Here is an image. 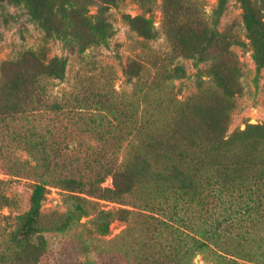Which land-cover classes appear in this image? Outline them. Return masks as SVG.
Listing matches in <instances>:
<instances>
[{"label": "trees", "instance_id": "trees-1", "mask_svg": "<svg viewBox=\"0 0 264 264\" xmlns=\"http://www.w3.org/2000/svg\"><path fill=\"white\" fill-rule=\"evenodd\" d=\"M117 1L0 0V9L4 2L23 4L44 31L45 38L56 36L84 53L91 47L108 45L112 33L107 12ZM226 2L220 1L219 12ZM238 2L243 9L246 38L231 35L225 29L211 28L199 0H163L162 31L169 48L163 55L157 54L161 55L158 72H165L169 81L183 78L186 70L176 64V57L198 56L212 62L210 75L219 80L220 64L223 58L232 56L233 45L248 47L258 67H263L264 0ZM92 6H96L95 13H91ZM181 13L185 17L178 22ZM124 18L145 40L160 34L153 21L144 15L125 14ZM128 66L136 68L140 63L133 59ZM66 67L64 58H48L43 49L25 50L17 59L2 65L0 141L10 135L15 153L7 154L6 159L10 158L11 163H0V167L6 173L27 174L35 180L29 209L20 216L17 240H28L42 229L41 208L49 193L48 186H61L87 196H76L80 203L70 208L64 226L89 214L83 204L97 205L90 198L126 204L139 190L148 195L141 196L134 205L166 214L178 226L170 250L169 242L160 243L159 249L154 250L157 255H138L136 264H195L194 257L210 249L209 240H219L221 232L237 228L243 229L241 240H254L263 251L260 254L238 252V257L264 264V124L248 123L245 128L228 133L234 107L231 100L223 106H203L187 99L176 101L178 114L164 133L144 139L139 146L129 144L122 155L118 154L120 146L84 147L74 143V137L67 140L64 136L66 139L60 140L58 136L64 132L56 124L36 123L46 111L54 113L60 122L63 118L71 119L67 114L74 109L88 108L95 110L99 118L90 117L91 123L87 122L84 128L86 132L80 127L79 133L108 140L107 135L113 132L105 124L110 123L107 115L114 112L116 105L107 93L99 92L70 102L51 91L52 80L65 78ZM198 119L204 126L192 124V120L197 123ZM16 123H21L20 130L14 126ZM8 146L0 145V156L9 151L5 149ZM17 149L25 151L28 157L22 159ZM54 158L58 162H53ZM108 176L113 179L111 187L103 186ZM0 182L4 180L0 178ZM9 203V197L0 191V208ZM128 214L136 212L126 208H99L95 228L100 234H108L113 220L120 218L128 223L126 231L129 232L132 219ZM128 255L130 259L132 254Z\"/></svg>", "mask_w": 264, "mask_h": 264}, {"label": "rangeland", "instance_id": "rangeland-1", "mask_svg": "<svg viewBox=\"0 0 264 264\" xmlns=\"http://www.w3.org/2000/svg\"><path fill=\"white\" fill-rule=\"evenodd\" d=\"M199 1L202 2L201 9L211 28L220 31L225 29L231 35L246 38L243 9L238 0H227L220 12L217 9L221 0ZM95 11L96 6H92L91 13ZM125 14L150 18L160 32L159 36L150 40L143 39L131 29L124 18ZM181 14L178 22L185 17L184 13ZM107 16L112 33L108 45L94 46L80 53L77 48L64 44L56 36L45 38L44 31L23 4L4 2L0 9V74L5 61L17 59L21 52L28 49H43L48 58L59 56L67 61L65 78L52 80L51 91L57 97L64 96L65 100L75 102L76 98L93 97L101 92L103 95L107 93L115 102L114 112L107 115L110 123L105 124L106 128L113 131L107 135L110 136L108 140L91 133L82 135L78 131L81 127V131L86 132L84 128L87 122L91 123L90 117L99 118L93 109H74L67 114L71 119L63 118L60 122L50 111L40 115L37 124L45 126L54 123L61 128L64 133L58 136L60 140L66 136L67 140L74 137V143L79 142L84 147L114 149L120 146L118 154L122 155L126 153L129 144L139 146L144 139L156 133H164L178 114L176 101L187 99H193V103L196 101L203 106H223L231 100L234 107L228 133L243 129L248 123L264 124V66L258 67L248 47H231L232 56L220 62L219 80L210 75L211 61L202 60L198 56H178L176 64L184 66L186 75L169 81L166 73L158 72L157 68L161 63L158 57L169 48L162 31L163 0H118L117 4L109 8ZM133 59L139 61L140 66H128ZM236 61L238 64L235 65ZM191 109L188 112L191 113ZM192 124L204 126L199 119L197 123L192 120ZM14 126L20 130L21 123ZM56 132L58 135L59 131ZM9 138L10 135L0 141V145H9L5 148L9 151L0 156V163H11L10 158L6 159L7 154L15 153L11 149H15V143ZM17 150L22 159L28 157L25 151ZM56 161L54 158L53 162ZM0 178L4 180L0 182V191L10 199L7 206L0 208V264H136L135 257L138 255H157L154 250L159 249L160 243L169 242L170 247L167 248L170 250L177 236L175 228L178 225L168 215L133 204L141 196L148 195L139 190L126 204L90 198L97 205L83 204L89 214L73 219L64 226L70 208L80 203L76 196H87L61 186H48L49 193L41 208L42 229L28 240H17L15 235L20 216L29 209L35 180L27 174L6 173L1 167ZM112 184L111 176L103 182L106 187ZM99 208L135 211L136 214H128L132 219L131 231H126V221L115 218L108 234L97 232L94 219ZM220 218L224 217L221 215ZM62 226L64 228L59 229ZM242 230L237 228L221 232L219 240H209L210 249L206 253L197 254L194 263L263 264V261L238 257V252H263L254 240H241ZM128 254H132L130 259L127 258Z\"/></svg>", "mask_w": 264, "mask_h": 264}]
</instances>
